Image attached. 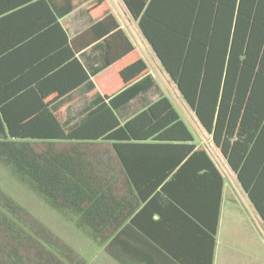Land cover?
<instances>
[{
    "label": "trees",
    "instance_id": "trees-1",
    "mask_svg": "<svg viewBox=\"0 0 264 264\" xmlns=\"http://www.w3.org/2000/svg\"><path fill=\"white\" fill-rule=\"evenodd\" d=\"M122 2L264 221V0ZM85 3L90 24L70 38L59 21L73 11L72 5L53 15L47 8L55 0L0 3V166L91 238L106 243L110 232L114 243L137 203L116 191L113 178L98 174L101 165L92 148L109 145L120 173L130 149L162 150V175L155 187L168 195L180 172L200 156L216 185L213 253L222 177L205 152L196 149L192 133L161 94L106 1ZM46 41L65 46L55 65L42 56L40 43ZM110 67L115 70L111 86L92 95L82 116L61 122L60 106L70 93L92 92L93 79L99 83L97 75ZM74 68L76 76L69 73ZM149 94L157 99H147L133 115L123 113L131 101ZM40 232L0 191V264H26L22 253Z\"/></svg>",
    "mask_w": 264,
    "mask_h": 264
},
{
    "label": "crops",
    "instance_id": "crops-1",
    "mask_svg": "<svg viewBox=\"0 0 264 264\" xmlns=\"http://www.w3.org/2000/svg\"><path fill=\"white\" fill-rule=\"evenodd\" d=\"M2 1L6 0H0V3ZM105 1L135 51L147 65L161 94L166 96L152 73L148 60L153 63L161 78L165 80V76L172 86L174 84L162 70L152 49L143 38L137 22L132 19L122 0ZM55 4L47 8L53 15L67 10L68 5L74 7L73 11L59 21L69 38L83 31L90 24L86 13L88 3H85V0H55ZM37 10L33 9V11ZM28 13L29 16L37 15L36 12ZM36 44L34 43V47L38 46ZM40 46L44 49L42 56L51 60L52 65H55L53 61L58 59L56 58L60 52L58 50L65 47L62 43L53 41L40 43ZM94 56L93 54L90 57ZM76 57L79 59V55ZM156 68L161 69L164 76ZM114 72L115 70L110 67L97 75L96 79H99V83L95 78L93 79L95 89L90 93H85L82 89L72 91L70 97L63 101L62 107L60 106L61 122L64 123L69 118H78L88 111L90 98L93 94H102L104 89L111 86ZM69 73L77 75L75 68ZM147 99L155 101L157 95L149 94L145 98L131 101L123 113L133 115L142 109ZM190 113L197 134L195 136L192 133L196 149L205 152L222 177L213 253L211 222L216 185L212 186L208 164L197 156L195 162L181 171L173 181L167 190L168 195L160 191L161 186L155 187L162 175L160 170L163 160L162 150L150 152L144 148H136L137 150L132 148L128 154H125V169L122 173L114 153L113 159L117 168L108 166L105 169L108 180L114 179L113 186L116 187V191L124 197H129L134 204L137 203L130 218L123 224V234L117 236L114 243H111L114 235L111 236L110 232L107 234L106 253L116 264H264V250H260L258 239V230L264 225V221L259 218L234 174L212 144L211 137L200 126L194 114L191 111ZM173 175L169 177L170 180L174 178ZM128 176H131V183L128 182ZM213 179L214 183H217L216 178ZM139 194L143 199L138 197ZM155 196L157 199H154Z\"/></svg>",
    "mask_w": 264,
    "mask_h": 264
},
{
    "label": "rangeland",
    "instance_id": "rangeland-1",
    "mask_svg": "<svg viewBox=\"0 0 264 264\" xmlns=\"http://www.w3.org/2000/svg\"><path fill=\"white\" fill-rule=\"evenodd\" d=\"M148 63L165 95L170 99L181 119L187 124L189 131L196 136V129L190 118L189 108L175 87L161 73V69L156 68L158 71L160 70L159 72L163 74L165 80L157 73L150 60ZM112 79H115V74L112 75ZM91 154H93L94 161L101 165V169L97 167L98 174L109 179L106 176V167L117 168L110 146H95L92 148ZM230 177L236 183L233 176L230 175ZM0 191L15 201L26 212V215L44 230L43 233L40 232L37 235V240L29 244L28 251L22 253L26 264H47L46 259L51 264H116L107 256L105 249L107 242L91 238L68 216L50 208L32 188L1 166ZM39 238H43L44 241L39 242ZM258 239L260 250H264V225H261L260 230H258ZM34 249H38L42 254L32 251Z\"/></svg>",
    "mask_w": 264,
    "mask_h": 264
}]
</instances>
